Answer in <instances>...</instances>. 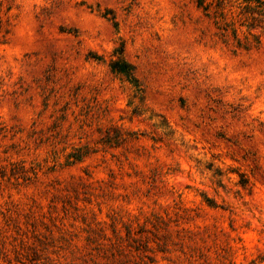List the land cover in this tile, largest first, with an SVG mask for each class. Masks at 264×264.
Masks as SVG:
<instances>
[{"label": "rangeland", "instance_id": "obj_1", "mask_svg": "<svg viewBox=\"0 0 264 264\" xmlns=\"http://www.w3.org/2000/svg\"><path fill=\"white\" fill-rule=\"evenodd\" d=\"M0 264H264V0H0Z\"/></svg>", "mask_w": 264, "mask_h": 264}, {"label": "trees", "instance_id": "obj_2", "mask_svg": "<svg viewBox=\"0 0 264 264\" xmlns=\"http://www.w3.org/2000/svg\"><path fill=\"white\" fill-rule=\"evenodd\" d=\"M200 1H202V0H200ZM118 52L121 55L123 53L122 50L117 51V53ZM111 67H112V69L115 72H118V73L124 75L130 82H134L135 81V77H134V73H133L132 67L121 56H119L116 60L112 61Z\"/></svg>", "mask_w": 264, "mask_h": 264}]
</instances>
